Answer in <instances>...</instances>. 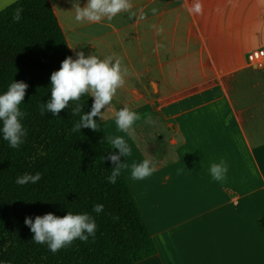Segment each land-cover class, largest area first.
Segmentation results:
<instances>
[{"label": "crops", "instance_id": "0c3cea01", "mask_svg": "<svg viewBox=\"0 0 264 264\" xmlns=\"http://www.w3.org/2000/svg\"><path fill=\"white\" fill-rule=\"evenodd\" d=\"M16 1L0 0V12ZM49 1L74 58L127 69L112 104L152 110L168 128L164 148L145 142L157 170L137 181L125 171L157 247L136 264H264V68L247 62L264 46V0H200V14L193 0H130L137 16L93 23L77 22L69 0ZM134 151L139 160L121 162L145 158ZM221 160L215 181L208 169Z\"/></svg>", "mask_w": 264, "mask_h": 264}, {"label": "trees", "instance_id": "16d2710c", "mask_svg": "<svg viewBox=\"0 0 264 264\" xmlns=\"http://www.w3.org/2000/svg\"><path fill=\"white\" fill-rule=\"evenodd\" d=\"M17 8H23L22 18L14 22ZM70 55L49 0H17L0 12V92L14 79L28 84L21 104L27 112L25 142L13 149L0 139V264H136L157 254L125 171L115 184L106 179L114 165L103 158L115 149L103 121L95 118L97 131L82 127L71 133L79 118L71 112L73 102L59 116L40 114L51 73ZM86 103L83 110L90 111L92 98ZM37 171L42 178L36 184L15 183L18 175ZM96 203L104 205L99 214L92 212ZM68 211L91 213L95 238L74 240L56 253L32 240L26 217Z\"/></svg>", "mask_w": 264, "mask_h": 264}, {"label": "clouds", "instance_id": "9594fccd", "mask_svg": "<svg viewBox=\"0 0 264 264\" xmlns=\"http://www.w3.org/2000/svg\"><path fill=\"white\" fill-rule=\"evenodd\" d=\"M72 3L74 19L77 22H99L101 20L111 21L117 14L127 13L129 16H137L132 11L130 0H86L81 6V0H69ZM153 12L156 9H152ZM190 13L200 14L202 4L200 0H193L192 6L188 9ZM23 8L15 9L12 19L19 22L22 18ZM143 19V13L138 17ZM70 48H74L69 45ZM127 69L121 68L119 59L112 57L101 58L97 54L85 55L84 51H77L75 58L68 56L61 62L58 70L51 73L47 101L41 102L38 107L41 115L51 113L52 116H59L62 109L69 107L73 102L75 107L71 109L73 116L78 115L70 132L77 133L80 129L90 128L93 131L99 130L96 117L105 119V111L111 107V102L118 89L125 86ZM28 84L22 80H13L9 83L7 90L0 92V139L7 142L10 148L18 149L27 137V129L24 126V118L27 112L21 108ZM91 97L92 104L90 111H84L88 98ZM86 98V99H82ZM102 109L105 111L102 112ZM114 123L118 132L125 133L132 137V129L136 121L140 119L139 114L130 109L127 105L116 110L113 114ZM151 123V118L148 119ZM108 144L112 149L119 152H111L108 157L114 167L106 177L108 183L115 184L123 171L130 169V179L144 180L150 177L157 169L156 164L150 158H143L139 162L131 164L121 162V157L132 156V146L125 136L108 135ZM44 153L41 152V155ZM209 174L215 181H222L227 172V165L224 160L219 163H212L209 166ZM42 178L40 172L32 174L25 172L16 177L15 183L20 186L36 184ZM104 210L103 204H93L92 212L101 213ZM25 225L29 226L33 233L32 240L36 244H43L52 253L70 246L74 240L88 242L89 238H95L97 223L89 212L68 211L63 216L48 212L44 215H37L25 218Z\"/></svg>", "mask_w": 264, "mask_h": 264}, {"label": "rangeland", "instance_id": "374dc122", "mask_svg": "<svg viewBox=\"0 0 264 264\" xmlns=\"http://www.w3.org/2000/svg\"><path fill=\"white\" fill-rule=\"evenodd\" d=\"M259 71L264 75V70H259ZM116 110H119V108L114 106L112 104V102H111V107L107 111H105V109H102V112L105 111L104 121H106V126L108 127L109 135L125 136V135H123L124 133L117 131L115 123L113 121L112 114ZM151 111L146 109V108H142V109L137 110V113L140 116V120H138V122L136 124H134L133 129H132V139L131 140L134 141L133 144L138 148V154H139L140 158L145 157L147 155V147L145 146L146 141L150 142L151 143L150 145L154 149L158 150V148H164L165 147L164 143H160V140L158 139V137L163 135L165 137V139L168 140V138H167L168 128H166V124H164L161 121L160 116L155 115ZM149 118H151V120L154 118L156 123H153V124L149 123L148 122ZM135 125L137 126V128H135ZM126 137H128V136L126 135ZM127 140H129V137L127 138ZM136 147H133L134 149H132V152L134 154H135L134 150ZM116 153H117V150H116ZM171 154H172V151H171L169 156H166L163 163L167 162L170 159ZM133 157H136L139 160L138 155L132 154V158ZM123 160H124V158H123ZM152 160L156 161L154 158ZM124 161H126V160H124ZM128 162H129V160H128ZM157 162H155V163H157Z\"/></svg>", "mask_w": 264, "mask_h": 264}, {"label": "built area", "instance_id": "2783aa9c", "mask_svg": "<svg viewBox=\"0 0 264 264\" xmlns=\"http://www.w3.org/2000/svg\"><path fill=\"white\" fill-rule=\"evenodd\" d=\"M247 62L253 67L264 68V46L251 50L247 54Z\"/></svg>", "mask_w": 264, "mask_h": 264}]
</instances>
